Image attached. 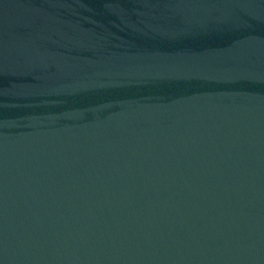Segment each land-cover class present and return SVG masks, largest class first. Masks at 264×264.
<instances>
[{"label": "water", "instance_id": "obj_1", "mask_svg": "<svg viewBox=\"0 0 264 264\" xmlns=\"http://www.w3.org/2000/svg\"><path fill=\"white\" fill-rule=\"evenodd\" d=\"M0 264H264V0H0Z\"/></svg>", "mask_w": 264, "mask_h": 264}]
</instances>
